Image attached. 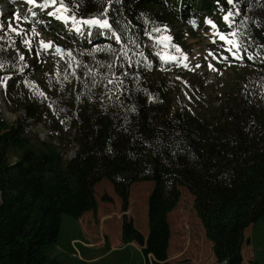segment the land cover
I'll use <instances>...</instances> for the list:
<instances>
[{"label": "trees", "instance_id": "trees-1", "mask_svg": "<svg viewBox=\"0 0 264 264\" xmlns=\"http://www.w3.org/2000/svg\"><path fill=\"white\" fill-rule=\"evenodd\" d=\"M201 1L188 11H213L216 0ZM65 2L71 15L96 14L101 2L108 6L107 0ZM240 7L243 14L234 24L237 42L247 46L251 33L256 43L242 52L243 65L234 69L233 85L221 89L219 103L214 97L193 112L173 95L176 83L166 79L158 58L143 45L146 32L166 24L176 27L178 18L172 11L177 0H122L113 5L108 18L120 41L63 43L60 64L47 68L49 75L41 71L35 55L29 62L20 60L28 50L23 40L31 36L29 28L0 38V60L9 66L0 69V75L29 66L13 76L19 79L11 81L5 94L11 108H21L24 117L12 123L0 117V264H63L52 254L64 217L75 221L83 212L95 211L93 186L103 178L123 203L133 182H154L147 240L130 221L123 223L124 238L146 244L143 254L152 255V264H168L166 214L177 201L178 186L193 195L217 261L241 263L244 229L259 220L264 224V48L257 47L264 45V31L253 24L264 22V0H243ZM182 36L179 32L174 40L184 48ZM248 55L254 59L248 60ZM69 62L80 65L75 76ZM112 63L119 65L112 72H129L124 95L130 98L124 107L105 100L102 109L95 97L87 98L85 85L91 87L92 75L85 72L91 68L103 74ZM33 78L45 92L44 101H31L24 94ZM104 84L93 91H102ZM32 123L44 124L45 139Z\"/></svg>", "mask_w": 264, "mask_h": 264}, {"label": "rangeland", "instance_id": "rangeland-1", "mask_svg": "<svg viewBox=\"0 0 264 264\" xmlns=\"http://www.w3.org/2000/svg\"><path fill=\"white\" fill-rule=\"evenodd\" d=\"M41 3V0H36ZM29 5L27 0H0V38L5 33H14L8 26L26 30V23L32 29L30 40L34 49L41 51L42 59L40 69L46 75H49V69H54L59 63L56 61L57 47L61 48V43L67 41L69 28L72 23L60 28L66 31L60 39H54L52 32L43 29V25L37 17L31 16V11L38 9ZM51 8L48 9L50 11ZM220 13L216 15L219 18ZM19 17V19H17ZM24 17H28L27 22ZM215 20H213L215 22ZM183 20L176 22V27L171 31L167 28L157 35H144V46L160 59L168 60L162 57L163 54L174 56L178 60L176 63L166 64L164 72L166 79L176 83L171 91L173 95L190 112L203 109L213 98L215 104L219 103L221 89L226 84L233 85L235 75L233 71L237 68L236 62H232L234 57L229 60H214L209 55L219 57L223 53L216 50L214 42L218 40L220 29H213L206 25L198 28L195 22L190 26H182ZM216 24V22H215ZM27 25V24H26ZM182 26V27H181ZM181 27V28H180ZM205 27H209L206 29ZM35 29L38 35H33ZM206 29V31H204ZM97 31V29L92 30ZM181 31V41L186 48H182L178 42L173 40L174 35ZM78 33V32H75ZM184 33V34H183ZM78 34H73V39L78 40ZM88 37H93L91 33L85 31ZM81 36V35H80ZM98 36H95V38ZM101 37V36H100ZM165 37H168L166 39ZM103 38V37H101ZM51 42L48 52L40 48V41ZM174 48V49H173ZM52 53L49 55L48 53ZM225 55V54H224ZM28 58H30L28 56ZM56 64V65H55ZM199 65V67H197ZM211 65L212 67H209ZM41 78V73L37 74ZM163 75V74H162ZM163 77V76H162ZM169 80V81H170ZM170 81V83H171ZM2 88V86L0 87ZM39 88V89H36ZM40 86L35 81L34 88H28L25 94L31 101H44L46 96L40 95ZM18 106V105H17ZM16 106V107H17ZM48 106V105H46ZM0 117L7 122L12 123L16 118H23L24 112L20 108L15 111L11 108L9 97L0 90ZM32 122L31 120H29ZM34 131L38 132L41 138L47 136V128L42 123H32ZM74 149L76 146L73 147ZM71 155V151L68 152ZM154 182L150 180L136 181L129 186V193L125 203L115 192L111 183L103 178L93 186V193L96 197L95 211L83 212L77 220L64 217V224L60 228L58 236V245L54 249L52 256L58 257L63 264H75L81 260L85 264H152V255H147V260L143 254V247L134 240L124 238V222L131 223L132 227L141 233L144 242L147 240L148 225V202L153 190ZM178 196L174 207L166 214V222L169 234L165 247V261L168 264H222L216 259L213 241L206 235L204 227L196 212L193 204V195L185 187H177ZM244 239L241 245V263L240 264H264V224L261 220L249 224L243 232ZM259 249V250H258ZM258 250V253L257 251Z\"/></svg>", "mask_w": 264, "mask_h": 264}, {"label": "snow or ice", "instance_id": "snow-or-ice-1", "mask_svg": "<svg viewBox=\"0 0 264 264\" xmlns=\"http://www.w3.org/2000/svg\"><path fill=\"white\" fill-rule=\"evenodd\" d=\"M91 3H96L97 0H90ZM243 2V0H216V9L221 11L223 14L221 16V21L224 25L223 31L219 33V40L223 41L224 44L221 46L222 52L226 53V55L222 54L219 57L213 55L211 52H209V55L212 56L214 60H224L227 61L229 58H236L241 59L240 56L241 52H247L248 47L254 45L256 42L254 38L252 37L251 33H248V40L246 41V45L244 43H239L237 41H234L232 38L236 35V32L233 29V25L236 22V18L240 17L243 14V9L240 7V4ZM27 3L29 5H33L36 9H38L40 12H44L45 10H48L51 8L50 11H47L46 14L49 17H54L55 19L62 21L64 24H68L69 21L72 22L74 26V30L80 34H83L85 31H88L91 33L93 37L95 36H101L108 38L110 40H115L117 43L120 41V37L117 36L116 30H114V26L110 23L108 14L112 10V6L116 4H122V0H107L108 6L105 7L103 3H100V7L97 9L96 14L88 15L84 13L83 11L80 12H73L71 16L68 15V13L71 11L69 7L66 6L65 0H41V3L37 4L36 0H27ZM38 12L37 11H31L32 17H37ZM247 18V17H246ZM19 19V17H17ZM28 17H24V21L27 22ZM38 22V21H35ZM190 23L193 24L195 27V21H190ZM205 24L211 26L213 29H217L218 26L215 24L214 21H212L209 18H205ZM253 24L257 25L258 28H260L262 31H264V22H258L256 20L253 21ZM3 25H0V28H2ZM9 30L16 33L17 35L20 34V32L17 30V28H13L11 25L8 26ZM93 29H97V31H92ZM153 31H157V29H153ZM224 32H227V35L224 34ZM146 35H150L149 33H145ZM33 35H38L36 33L35 29H33ZM168 39V37H165ZM23 43L28 46V51H34L33 46L28 39H24ZM40 48L44 52H48L49 48L51 47V42L45 43L43 40L40 42ZM257 47L264 48V45H257ZM57 52L63 51V49L57 47ZM35 56L39 59L41 56V51H35ZM51 55L52 53H48ZM71 55V54H70ZM248 60H253L254 57L251 55L247 56ZM20 60H25V55H20ZM79 63H77L75 66L69 62L67 67L70 69H73L72 75H76L75 68L79 67ZM7 66L4 61L0 60V69H6ZM10 67L14 68V64ZM29 67L27 64H24L19 68L20 73H24L25 69ZM100 68H104L105 66L103 64L99 65ZM113 67H119V65L112 63L108 65V71L100 74V73H94V70L91 68H87L85 65V68H87V71L85 72V75H92L91 78V87H89L87 84L85 85V88L88 89V99L91 100L93 97H95L100 103L101 108L105 109L106 105L104 104L105 100H114L116 103H118L120 106H125V99L130 98L124 95L126 93V89L124 86V78L128 77L130 74L129 72L125 71L122 74H117L112 72ZM126 67L130 68L131 65H126ZM199 67V65H197ZM209 67H212L209 65ZM94 73V74H93ZM99 77V78H97ZM68 77L65 76L64 79H67ZM19 77H16L14 80V77L12 75H0V90L4 91L5 94H7V89L9 86V81L17 82ZM106 81V84H104L102 91H93L94 89H99L101 84ZM119 90V94H118ZM40 95L42 97L45 96V92L41 91ZM79 99L80 97H76ZM151 99V97H149ZM52 105H49V108H51ZM136 109L134 107H130L129 111H135ZM61 111H64V109H61ZM124 123L127 124V118L125 117ZM123 127V126H122ZM125 131H127L126 128H124ZM182 151V150H180ZM177 153H173V155H176ZM198 159V158H196Z\"/></svg>", "mask_w": 264, "mask_h": 264}, {"label": "bare ground", "instance_id": "bare-ground-1", "mask_svg": "<svg viewBox=\"0 0 264 264\" xmlns=\"http://www.w3.org/2000/svg\"><path fill=\"white\" fill-rule=\"evenodd\" d=\"M173 61H175L174 59H172Z\"/></svg>", "mask_w": 264, "mask_h": 264}, {"label": "crops", "instance_id": "crops-1", "mask_svg": "<svg viewBox=\"0 0 264 264\" xmlns=\"http://www.w3.org/2000/svg\"><path fill=\"white\" fill-rule=\"evenodd\" d=\"M147 258L145 257V260H146Z\"/></svg>", "mask_w": 264, "mask_h": 264}]
</instances>
